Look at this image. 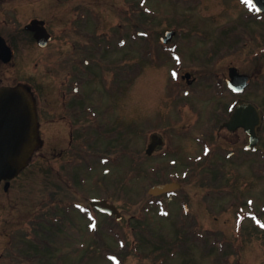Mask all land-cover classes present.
Instances as JSON below:
<instances>
[{
	"label": "rangeland",
	"instance_id": "1",
	"mask_svg": "<svg viewBox=\"0 0 264 264\" xmlns=\"http://www.w3.org/2000/svg\"><path fill=\"white\" fill-rule=\"evenodd\" d=\"M98 1L0 0V31L14 38L23 32L16 59L25 63L21 78L42 87L45 99L36 156L6 190L0 185V264H264V232L251 225L254 215L264 223V120L261 143L249 153L241 129H218L237 98L223 79L232 65L250 75L240 96L264 114V16L245 20L239 0H105L102 21L90 31L115 35L122 22L126 42L120 48L103 43L101 54L97 41L66 31L78 22L77 11L88 12ZM33 18L54 35L46 48L23 30ZM171 28L179 32L181 56L165 61L158 38ZM131 29L151 34L148 46L130 40ZM233 41L236 49L242 44L234 53L228 51ZM60 61L68 64L56 69ZM74 69L95 74L85 101L92 125L106 127H92L90 136L81 123L74 131L59 119L58 79L67 81ZM18 71L11 65L4 83L18 82ZM186 71L196 79L192 85L180 79ZM104 77L118 92L105 93ZM189 87L198 89L183 95ZM151 133L165 143L148 156ZM169 181L182 187L165 198L148 193ZM90 198L114 203L123 218L100 215ZM194 232L202 240L192 241ZM32 238L48 243L35 245Z\"/></svg>",
	"mask_w": 264,
	"mask_h": 264
},
{
	"label": "flooded vegetation",
	"instance_id": "2",
	"mask_svg": "<svg viewBox=\"0 0 264 264\" xmlns=\"http://www.w3.org/2000/svg\"><path fill=\"white\" fill-rule=\"evenodd\" d=\"M107 3L105 2V0L103 1H98L96 3H94L92 7V10L90 9V11L88 12H81V11H77L76 14L74 15V19L78 20L77 23H75V20L72 21L71 24H69V29L66 28V31L68 30L69 32H71V34L74 36V39L77 38H83L89 41H97V48L98 51L96 53H101L103 54V43L105 48L109 47L108 46V42H113V41H122L123 40V25L122 22L117 23L116 22V27L117 30L119 31V33H116L115 35L113 34V31H111L110 33H108L107 31H100L98 32V30H95L94 32L90 31V25L93 26H97L100 25L102 18H101V14L98 12H102L103 7L106 5ZM242 6L246 9V6L248 8H251V3L246 2V4H242ZM254 13L257 15L254 17V20H259L261 15L258 12ZM243 18L245 20H247V18L245 17V14H243ZM27 23H25L23 25V30L25 32H29L26 28ZM46 26V25H45ZM47 27V26H46ZM22 30V31H23ZM52 39H53V33L51 31H49ZM18 36H16L14 38L13 34H6L5 31H0V37L2 38L5 46L9 49L8 51L6 49H1L0 50V87L1 86H12V85H17V84H24L27 85V81L26 78H21V73L24 72L23 68L24 66V60L21 59L20 63H18V61L16 60L19 56H18V52L24 50V44L25 42L22 40V33L21 31L18 32ZM31 36L33 37V39L35 40L34 36H33V32H30ZM21 38V39H20ZM20 39L21 40V45L20 47H18V42L17 40ZM246 40V39H245ZM36 42V40H35ZM234 42V41H233ZM37 45V43H36ZM234 45V46H233ZM242 46V44H240ZM238 44V49H236L235 47L237 46V44L234 42L232 43L231 46H229L228 51L229 52H236L238 50H240L242 47ZM245 45V43H244ZM38 46V45H37ZM40 48V46H38ZM241 47V48H239ZM165 55H166V60L167 61H171L172 60V53H176L178 54V56H181V54L179 53V50H174L171 49H167L165 51ZM8 56V57H7ZM68 62H59V65H57L55 68L59 69L61 67H66L65 65H67ZM83 64L84 65H88L90 64V60L88 59H84L83 60ZM13 65L15 67V70H19L18 73L15 76V79H19L18 82H15L14 84L11 83H4L5 81L3 80L4 76H6L5 72H8L10 70V66ZM23 66V68L21 69V67ZM231 67H234L237 69V71L239 73L242 74H247L249 80H250V75L247 72L241 71L238 69V67L236 66H229L228 67V73H229V69ZM19 68V69H18ZM21 69V70H20ZM104 70V69H103ZM56 73V72H55ZM184 73H188L187 71ZM71 76H69L67 78V81L62 79L60 80V78L58 79V82L60 81V90H59V95H60V116L59 119L60 121L63 120L66 122L67 126L70 128V130H76L79 129L80 124L77 125L78 123H81L82 126L81 128H83V133H88L87 136H90V132L92 127H95L97 130H104L106 125L101 123L99 125H92V108H91V103H88L85 101L87 99H89V101L91 100V93H85V87L87 86V84L91 81V79L93 78V76H95V74L91 73H86V71L83 69L82 73H79L78 71H76L74 69V71H72ZM20 75V76H19ZM54 77H58L57 75H53ZM182 76V74H181ZM206 78V77H205ZM204 78V79H205ZM25 81H24V80ZM186 79V84L187 85H192V83L195 82V78L189 73V77L185 78ZM224 79V85L227 88V80L228 77L223 78ZM103 82H105V85L103 86L104 90L106 91L105 93H109L112 94L115 92L116 87H113V85H108L106 83V77H104ZM30 86V85H29ZM249 87V85L244 88V90L241 93H235L234 91L230 90V94L234 97H237L235 100L238 101L240 99L243 100H247V97H243L240 96L242 95V93H244L246 91V89ZM30 89L34 95V99H35V103H36V108H37V115H38V128H39V135L41 137V117L42 115V110H43V106H41L42 103H44L45 99H44V94H43V88L40 86H36L34 88H32V86H30ZM198 88L194 89V91L191 89V87L184 89L183 91L186 92V94L188 93V91H190L189 93L194 94L195 90L197 91ZM116 92H118V90H116ZM234 100V101H235ZM41 106V107H40ZM107 109V108H106ZM76 122V123H75ZM82 130V129H79ZM222 130V129H221ZM219 130V131H221ZM225 130V129H224ZM107 134V133H105ZM245 134V133H244ZM107 136V135H106ZM106 136L104 137V139H106ZM74 136H72L73 139ZM246 140H248V137L245 135ZM91 142V140L89 141ZM42 144V138H41V143L40 146ZM162 146H158L156 148V151ZM40 148V147H39ZM155 151V152H156ZM230 151V150H229ZM103 161H105L106 159H102Z\"/></svg>",
	"mask_w": 264,
	"mask_h": 264
},
{
	"label": "water",
	"instance_id": "3",
	"mask_svg": "<svg viewBox=\"0 0 264 264\" xmlns=\"http://www.w3.org/2000/svg\"><path fill=\"white\" fill-rule=\"evenodd\" d=\"M256 4L263 3L264 0H254ZM41 22L32 21L28 27L35 29V37L40 45H45L49 36L43 27L37 26ZM174 31L166 32L163 41L169 40ZM0 49H6L2 38L0 37ZM230 84L242 88L245 83V77L235 74L234 70L230 73ZM260 122L258 109L251 103L240 102L225 126L233 130L242 126L251 136L252 142L255 141V127ZM37 116L33 97L29 90L21 85L13 87L0 88V181L9 180L15 177L28 163L34 150L39 145L37 131ZM155 137H152V142ZM152 143L147 152L152 151ZM8 182L5 184L7 189ZM175 186L174 184H165L153 187L150 192L158 193ZM91 204L103 211L116 214L117 218L121 215L112 204L105 200L91 201Z\"/></svg>",
	"mask_w": 264,
	"mask_h": 264
},
{
	"label": "trees",
	"instance_id": "4",
	"mask_svg": "<svg viewBox=\"0 0 264 264\" xmlns=\"http://www.w3.org/2000/svg\"><path fill=\"white\" fill-rule=\"evenodd\" d=\"M51 210H53V208H51ZM38 224V223H37ZM26 256V258L28 259V258H32V256L31 255H25Z\"/></svg>",
	"mask_w": 264,
	"mask_h": 264
}]
</instances>
